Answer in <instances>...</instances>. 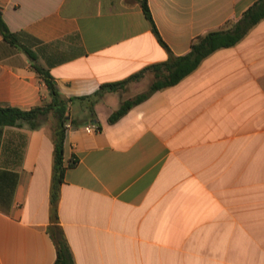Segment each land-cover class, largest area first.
Masks as SVG:
<instances>
[{"label":"crops","instance_id":"obj_1","mask_svg":"<svg viewBox=\"0 0 264 264\" xmlns=\"http://www.w3.org/2000/svg\"><path fill=\"white\" fill-rule=\"evenodd\" d=\"M257 0H147L175 56L226 29ZM19 47L0 35V107L49 101L32 65L64 99L167 60L134 0H0ZM34 56L29 59L21 49ZM147 71L116 91L74 100L56 218L52 112L0 126V264H54L59 227L73 264H264V19L179 83L145 93ZM99 126L89 134L83 127Z\"/></svg>","mask_w":264,"mask_h":264},{"label":"trees","instance_id":"obj_2","mask_svg":"<svg viewBox=\"0 0 264 264\" xmlns=\"http://www.w3.org/2000/svg\"><path fill=\"white\" fill-rule=\"evenodd\" d=\"M134 1L139 4L145 19L149 22L153 35L156 37L159 44L166 49L168 53L166 61L146 67L123 81L102 85L100 90L92 96L77 99L62 98L49 72L33 64V69L46 85L49 101L29 111H22L10 107H0V126L15 125L18 121H24L34 126V120H36L38 116H45L49 112H52L56 117V125L53 129V166L50 190V204L53 220L56 218L60 186L63 183L65 171L75 164V160H70L67 164L64 163L65 125L67 122L75 124L69 117V105L71 102L74 100H91L95 97H99L103 91H116L130 81L139 80L145 72H151L154 76V81L150 84L148 90L145 93L137 95L133 99L122 101L118 109L109 117V121L114 122L122 117L132 106L145 100L151 93L179 83L182 79L196 70L199 64L216 50L234 46L251 28L264 19V0H257L237 21L230 22L226 29L210 31L204 35L198 36L192 42L188 53L182 56H175L162 41L152 19L147 0ZM0 35L3 40L11 46L19 47L15 34L9 30L3 21L1 12ZM21 49L26 53L29 59L33 60L34 56L31 51L23 47H21ZM48 233L56 250L54 264H73L72 256L62 230L57 226H51L48 228Z\"/></svg>","mask_w":264,"mask_h":264},{"label":"built area","instance_id":"obj_3","mask_svg":"<svg viewBox=\"0 0 264 264\" xmlns=\"http://www.w3.org/2000/svg\"><path fill=\"white\" fill-rule=\"evenodd\" d=\"M66 131L71 127V124L70 122H67L66 125ZM83 130L86 132V133H89V134H93V133H98L99 132V126L95 123H89L87 125H85L83 127Z\"/></svg>","mask_w":264,"mask_h":264},{"label":"rangeland","instance_id":"obj_4","mask_svg":"<svg viewBox=\"0 0 264 264\" xmlns=\"http://www.w3.org/2000/svg\"><path fill=\"white\" fill-rule=\"evenodd\" d=\"M150 82L152 83L154 81V76L153 74H150V78H149Z\"/></svg>","mask_w":264,"mask_h":264}]
</instances>
